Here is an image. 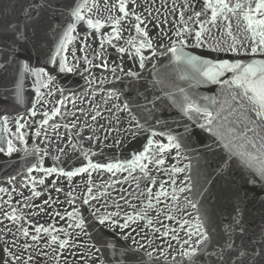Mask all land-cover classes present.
<instances>
[{"label": "water", "instance_id": "obj_1", "mask_svg": "<svg viewBox=\"0 0 264 264\" xmlns=\"http://www.w3.org/2000/svg\"><path fill=\"white\" fill-rule=\"evenodd\" d=\"M127 3L125 17L119 0H0V264H218L227 242L249 254L264 247V121L238 82L244 67L257 68L250 80L264 68L259 30L245 19H264L250 10L259 0H228L231 11L212 0L215 22L206 0ZM77 5L98 31L70 16ZM70 23L75 39L62 50ZM64 57L73 71H60ZM202 61L242 68L213 81ZM41 68L47 76L34 74ZM169 136L179 149L153 147L146 171L134 164ZM201 225L209 240L198 243ZM193 248L204 250L195 262L184 255Z\"/></svg>", "mask_w": 264, "mask_h": 264}, {"label": "snow or ice", "instance_id": "obj_2", "mask_svg": "<svg viewBox=\"0 0 264 264\" xmlns=\"http://www.w3.org/2000/svg\"><path fill=\"white\" fill-rule=\"evenodd\" d=\"M106 2V0H105ZM134 2V0H133ZM207 3V7L212 9L213 12V17L212 20L213 22H215L216 18H217V8L214 7L212 0H206ZM218 5L219 8L221 10L223 9H228L229 11H231V9L229 8V3L228 0H218ZM93 6L95 7H100L99 4V0H93ZM85 7V5H77L70 13V16L74 18V20L76 22H85L87 24V26L91 29H95V30H99L102 27V24L100 23V21H96L95 23H93L92 19H87L85 21V17L82 15V10ZM243 5L237 3L236 4V8H242ZM251 11H255V13L257 14H264V0H259V3L256 4L254 9H251ZM119 11L121 13L124 14L125 17H127L129 15V7H128V3L127 0H119ZM197 15H199V13H197ZM136 21H138L139 23L136 24V29L138 32H142L141 28H140V24L144 23V20L141 19V17L139 15L135 16ZM245 19L248 21V27L250 29H253V31H257V29L259 30L257 32V34L261 37L260 40V44L264 45V19H258V20H253V18L247 14H245ZM116 24L119 25L120 24V20L117 19L116 20ZM76 28H75V24L74 23H70L68 25L67 28V32L65 33V40L64 42L61 44V49H65L66 45L68 43H71L75 38L73 37V32H75ZM142 34L144 36H147L146 32H142ZM230 34V33H229ZM179 35V33L177 34ZM117 40L120 38L119 34L117 32V35L115 37ZM195 40L197 42L198 45L203 43V35L200 32L195 33ZM181 44L184 43V40L181 39ZM108 43L111 44V41H109ZM142 47L146 46L151 48V41H147L145 44L141 45ZM215 50V49H213ZM121 52L125 51L123 48L120 49ZM139 52V49L137 50ZM170 51L175 54L177 53V48L172 47L170 48ZM57 55H60V52H57ZM73 56H75V53H73ZM179 58V57H178ZM84 60L88 61L89 63H91V61L88 60L87 56L83 57ZM143 57L141 58V66H143ZM190 60H195L196 58L194 57H189ZM52 63H55V60L51 61ZM202 66L204 68H206V71L204 72V75L207 76L210 80L215 81L216 76L219 74V71L222 69H228V70H236V69H241L242 66L237 64L235 66L232 65H227V64H222V65H213L211 64L210 61H202L201 62ZM24 69L25 71H28V65H24ZM60 71L61 72H71L73 71L72 67H69L67 64V57H64V60L61 62L60 64ZM113 72H115V69L112 70ZM34 74H36L37 76H47V73L44 71V69H39L38 72H35ZM127 75L130 76H135L134 73H127ZM257 75V68L256 66L253 65H249L247 67L243 68V75L241 77L238 78V82L242 81L244 85H247L246 91H245V95H247L248 92L253 93V95L251 97H249L250 101L253 102L255 108L254 110L256 111V115L257 117H259L262 121H264V68L260 69V75L258 80H250L249 77H255ZM47 85H45L46 87ZM124 111H130L128 105H124L123 108ZM189 111H196V112H200L201 110L199 108L194 107L193 105H189L187 109H185V112H189ZM57 115H59V110H56ZM45 115H47V113H45ZM97 115H99V113H97ZM204 115L206 117H208V123L211 124L212 122V114L205 111ZM96 117L93 116V119H95ZM5 121H7V117L4 118ZM133 120H135V117H132ZM45 124L48 123L47 120L44 121ZM136 126L138 128H142L143 126L139 123V121H136ZM21 127H23V125H21ZM37 135H39V133H37ZM153 135L155 136L156 133H153ZM91 139V138H89ZM169 140V145L165 146L162 144H158L155 141L150 140L148 142L147 147L145 148V150L140 153L139 156H137L135 158L134 164L136 166H139L141 168L142 171H146V164L142 163V161H150V155L153 153V147H155L156 153H162L165 151H169L171 148H176L179 149L180 148V144L179 143H175V137H168ZM5 151L4 148H0V152ZM13 151V147L11 145V142H9L8 144V153L11 154V152ZM155 163L157 164H163L164 161L163 159H158L155 161ZM90 168L99 170V169H105L108 172H112L114 170V168H120L122 166L120 165H102V164H92L90 162L89 164ZM51 171H55L54 169ZM89 169L88 168H83L80 169L78 171L75 172H67V173H62L63 175L67 176L69 179H71L73 176L75 175H79L82 172H88ZM179 171V170H178ZM261 175H264V171L261 172ZM41 183H43V181H41ZM0 191H4V189H0ZM37 195H39L37 193ZM95 198V197H93ZM84 203H88L87 200L84 201ZM14 219V218H13ZM130 220H132V218H129ZM133 222H135L133 220ZM101 224L105 223V220H100ZM149 224H151L152 222L149 221ZM78 227H82V224L77 225ZM131 225L128 222H125L123 225H121V227L123 228H128ZM201 226L197 227V232L200 233V240L198 241V243H203L204 241L209 240V237L207 235L206 232H201ZM37 232H40L41 229L37 228L36 229ZM44 231H47V229H45ZM25 237L28 236V232H24L23 233ZM165 235H167V233H165ZM33 239H38V237H33ZM56 237H53V240L55 241ZM67 241H64L60 244V247L63 248L65 247V245L67 244ZM185 243H187V241H185ZM97 251H99V249H96ZM9 257L14 256L15 254L11 252V250L9 249ZM204 250H200V252L197 251V249L193 248L191 251L184 253V255H186L188 257V259L190 261H197L199 260L200 256L203 254ZM260 256V258L262 260H264V247L261 248L260 252L257 253L255 250H253L251 252V254H249L248 252L244 251V250H234L232 243L231 242H227L225 243L220 251L218 253H216V261L218 262V264H254L255 261V257L256 256ZM233 256H235V261L233 260ZM16 259H22L21 256H15ZM2 259V258H0ZM29 260L32 259L31 256L28 257ZM4 264H11V259H9L8 261L4 262Z\"/></svg>", "mask_w": 264, "mask_h": 264}]
</instances>
